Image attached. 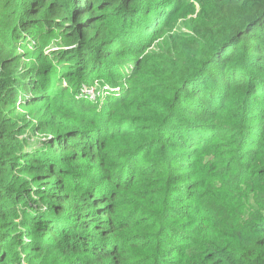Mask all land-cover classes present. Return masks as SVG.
Masks as SVG:
<instances>
[{
	"label": "trees",
	"instance_id": "1",
	"mask_svg": "<svg viewBox=\"0 0 264 264\" xmlns=\"http://www.w3.org/2000/svg\"><path fill=\"white\" fill-rule=\"evenodd\" d=\"M0 264H264V0H0Z\"/></svg>",
	"mask_w": 264,
	"mask_h": 264
},
{
	"label": "rangeland",
	"instance_id": "2",
	"mask_svg": "<svg viewBox=\"0 0 264 264\" xmlns=\"http://www.w3.org/2000/svg\"><path fill=\"white\" fill-rule=\"evenodd\" d=\"M96 87H93V90H85L82 89V91H80L79 96L80 98H84L85 100H89L90 102H95V100L97 99V97L99 98H103L105 97V95L107 94L106 91H104V93L102 92V88L98 87L97 85H95ZM106 89V88H105ZM101 90V91H100ZM213 189H217V188H211L210 191H206L203 195V197L201 198L203 205H206L208 202H222L223 203V207L222 210L220 211V213L226 211V212H230V211H237V209L239 208L238 205H236V203L233 201V192H231L230 190H220V191H216ZM243 194V193H241ZM255 207V206H254ZM254 207H252L251 209H253ZM247 211V210H244ZM252 214V213H251ZM255 215V214H254ZM239 216L240 215H236L233 216V219L231 221V223H235L237 220H239ZM218 217L215 216V224L212 226H204L201 230L203 232V234L207 237H209L211 240H218V238L222 235L220 233L221 231V223L220 221L217 220ZM233 230L230 231V236L231 239L235 241L236 237L233 236Z\"/></svg>",
	"mask_w": 264,
	"mask_h": 264
}]
</instances>
